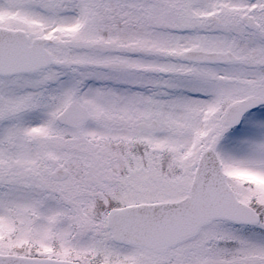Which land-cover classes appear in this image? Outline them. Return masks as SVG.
Listing matches in <instances>:
<instances>
[{
    "label": "snow or ice",
    "instance_id": "1",
    "mask_svg": "<svg viewBox=\"0 0 264 264\" xmlns=\"http://www.w3.org/2000/svg\"><path fill=\"white\" fill-rule=\"evenodd\" d=\"M0 264H264V0H0Z\"/></svg>",
    "mask_w": 264,
    "mask_h": 264
}]
</instances>
